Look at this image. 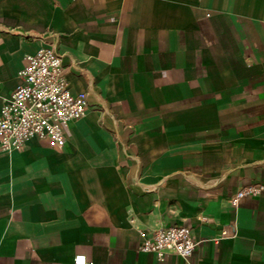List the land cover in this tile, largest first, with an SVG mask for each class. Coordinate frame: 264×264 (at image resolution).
I'll list each match as a JSON object with an SVG mask.
<instances>
[{
  "label": "crops",
  "instance_id": "obj_1",
  "mask_svg": "<svg viewBox=\"0 0 264 264\" xmlns=\"http://www.w3.org/2000/svg\"><path fill=\"white\" fill-rule=\"evenodd\" d=\"M45 45L89 109L0 148V264H264V0H0V110ZM170 225L192 255L140 249Z\"/></svg>",
  "mask_w": 264,
  "mask_h": 264
},
{
  "label": "built area",
  "instance_id": "obj_2",
  "mask_svg": "<svg viewBox=\"0 0 264 264\" xmlns=\"http://www.w3.org/2000/svg\"><path fill=\"white\" fill-rule=\"evenodd\" d=\"M18 75L19 84L0 110L1 150H21L34 138L63 147L69 123L85 116L89 109L87 93L71 90L61 54L53 45L27 54L26 64ZM263 190L260 184L245 185L232 196L231 202L237 205L242 197L259 195ZM140 233L143 237L140 249L161 259L169 254L189 257L200 243L184 225L160 226L150 236ZM74 264L93 263L86 254L78 253Z\"/></svg>",
  "mask_w": 264,
  "mask_h": 264
}]
</instances>
